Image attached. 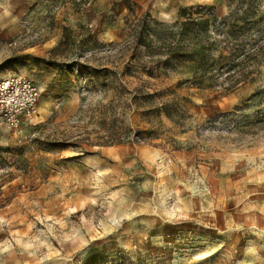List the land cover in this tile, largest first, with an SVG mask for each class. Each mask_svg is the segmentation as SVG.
<instances>
[{
    "label": "rangeland",
    "instance_id": "1",
    "mask_svg": "<svg viewBox=\"0 0 264 264\" xmlns=\"http://www.w3.org/2000/svg\"><path fill=\"white\" fill-rule=\"evenodd\" d=\"M126 1L136 19L168 24L183 7L212 5L222 19L230 5L0 0V80L41 89L32 122L0 128V264H264V63L229 95L178 88L188 66L103 87L95 72L120 56L106 45L134 20ZM147 95L172 118L132 104ZM114 126L126 144L100 146Z\"/></svg>",
    "mask_w": 264,
    "mask_h": 264
},
{
    "label": "trees",
    "instance_id": "2",
    "mask_svg": "<svg viewBox=\"0 0 264 264\" xmlns=\"http://www.w3.org/2000/svg\"><path fill=\"white\" fill-rule=\"evenodd\" d=\"M125 5L134 20L126 21L129 29L126 41L106 45L120 47V56L117 62H111L116 70L109 69L107 63L95 72L101 76L103 87L108 88L113 77L120 76L124 83L126 78L142 80V76L159 79L165 75L163 72H175L188 66L192 70L191 77L179 82L178 88H222L229 95L253 83L254 74L264 63V0H230L229 13L222 19L218 18L212 5L183 7L179 9L177 20L170 24L149 12L136 19V2L126 1ZM92 44L99 45L96 41ZM82 68L90 71L87 65ZM162 98L158 97L162 101L158 103L152 95L134 97L132 104L138 110H151L153 104H158L155 108L159 116L164 112L167 118H172L169 103ZM114 128L117 130L107 129L111 137L100 146L126 144V130ZM129 133L136 142L147 139L143 137L147 134L144 131L132 130ZM67 144L64 142L57 146L64 148ZM75 147L85 149L82 143Z\"/></svg>",
    "mask_w": 264,
    "mask_h": 264
},
{
    "label": "built area",
    "instance_id": "3",
    "mask_svg": "<svg viewBox=\"0 0 264 264\" xmlns=\"http://www.w3.org/2000/svg\"><path fill=\"white\" fill-rule=\"evenodd\" d=\"M41 89L20 77L0 80V128L14 132L38 114Z\"/></svg>",
    "mask_w": 264,
    "mask_h": 264
},
{
    "label": "crops",
    "instance_id": "4",
    "mask_svg": "<svg viewBox=\"0 0 264 264\" xmlns=\"http://www.w3.org/2000/svg\"><path fill=\"white\" fill-rule=\"evenodd\" d=\"M89 15H90V14H89V12H88V13L86 14V16H85V15L83 16L82 20H88ZM116 28H117V25H115V27H114V26L112 27V29H116ZM110 29H111V28H110Z\"/></svg>",
    "mask_w": 264,
    "mask_h": 264
}]
</instances>
